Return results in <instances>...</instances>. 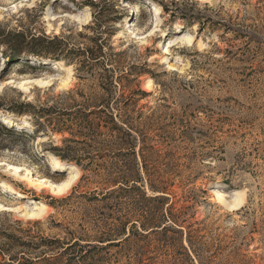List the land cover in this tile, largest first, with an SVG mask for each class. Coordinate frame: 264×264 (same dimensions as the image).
Wrapping results in <instances>:
<instances>
[{
	"label": "rangeland",
	"instance_id": "rangeland-1",
	"mask_svg": "<svg viewBox=\"0 0 264 264\" xmlns=\"http://www.w3.org/2000/svg\"><path fill=\"white\" fill-rule=\"evenodd\" d=\"M110 113L149 127L147 169L180 175L168 193L173 212L192 205L182 219L210 247L203 263L264 264V0H0V264H133L140 246L146 264L184 260L154 237L85 245L113 227L93 200L113 161L94 125ZM82 131L91 147L64 142ZM74 174L59 195L40 184Z\"/></svg>",
	"mask_w": 264,
	"mask_h": 264
},
{
	"label": "trees",
	"instance_id": "trees-1",
	"mask_svg": "<svg viewBox=\"0 0 264 264\" xmlns=\"http://www.w3.org/2000/svg\"><path fill=\"white\" fill-rule=\"evenodd\" d=\"M86 51L88 50L86 49ZM88 52L91 56L98 54V51ZM105 94L107 97L103 95L98 99L101 104L103 102L107 104L112 99L118 100L111 93L105 92ZM123 102H127V100L123 99ZM94 107L100 108L98 112L101 113L110 107L128 112L134 105H94ZM103 129L104 131H102ZM94 130L97 135L107 134V139L94 140L93 143L99 146L97 150L101 154L102 147L112 148L109 156L113 161L102 167L105 173L101 174L100 183L105 187L99 192V196L93 197V200L107 204L110 209L114 210L115 216L113 217V227L108 232L94 237L92 241L85 240V245L91 249L101 250L110 246L122 245L132 238L145 240L154 237L157 244L178 247L184 255V260L178 259L177 264H195V262L206 264L203 263L201 257L204 252L209 251L210 247L206 242H203L204 235L199 234L201 229H191L193 224L184 226L186 219H182L185 214L184 210L191 208L192 205L179 207V210L173 212L176 202L171 200L168 187L174 184L170 177L174 179L180 175L171 169L170 171L169 169L151 171L146 167L147 159L144 152L147 149L159 151L147 142V140H154L153 136L145 133L149 127H143L136 121V117L134 118L130 114H124V117L119 116V119L115 120L110 113L104 125L95 123ZM52 131L61 132L56 127H53ZM72 137L64 139V142H81L91 147L88 143L91 138L88 137L86 131H82L79 135L72 134ZM75 137L80 139L76 140ZM101 154L100 157H104ZM90 157L92 158L89 156L84 159ZM145 185L150 193L145 189ZM200 192L204 193V191ZM80 196L86 197L84 194ZM193 199L194 203L198 202L197 195H194ZM145 250V246L138 247L136 254L138 257L133 264H146L142 261ZM76 256L78 257V254ZM79 258L83 257L80 255Z\"/></svg>",
	"mask_w": 264,
	"mask_h": 264
},
{
	"label": "bare ground",
	"instance_id": "bare-ground-1",
	"mask_svg": "<svg viewBox=\"0 0 264 264\" xmlns=\"http://www.w3.org/2000/svg\"><path fill=\"white\" fill-rule=\"evenodd\" d=\"M81 22L85 21V19H81ZM187 41V42H192L193 41V36L188 35L187 37H185V39H182L180 41ZM70 77L65 78L63 80H61V84L62 85H66L69 81ZM77 179V175H71L69 176L67 179H65L64 181L60 182V183H53L51 182L49 179L47 178H42V180L40 181V184L50 188L55 194H62L64 191L69 190L70 188L73 187L74 183L76 182ZM209 191V196L219 202H223L224 196H225V190L222 188H216V187H212L208 189ZM235 201L238 202H242V197L239 196L237 198H235ZM235 206L237 205H233L230 204L227 207L229 208V210H233L235 208ZM4 210H10V208L0 205V211H4ZM44 213V207H41L40 209H38L36 212H31V213H27V219L29 220H35L38 219L42 214Z\"/></svg>",
	"mask_w": 264,
	"mask_h": 264
}]
</instances>
